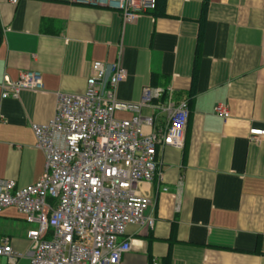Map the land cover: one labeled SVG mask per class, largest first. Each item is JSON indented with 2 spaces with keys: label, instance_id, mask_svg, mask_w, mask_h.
<instances>
[{
  "label": "crops",
  "instance_id": "obj_1",
  "mask_svg": "<svg viewBox=\"0 0 264 264\" xmlns=\"http://www.w3.org/2000/svg\"><path fill=\"white\" fill-rule=\"evenodd\" d=\"M119 61L129 72L121 100L171 83L190 106L184 147L161 153L164 180L137 186L158 221L153 230L130 226L126 263L264 264V0H161L129 22L74 0H0V178L37 183L46 155L33 125L55 117L61 92H84L95 63ZM26 70L43 72L45 90L4 98L5 77ZM219 103L227 119L215 113ZM38 228L16 206L0 214V239L16 251L32 250Z\"/></svg>",
  "mask_w": 264,
  "mask_h": 264
},
{
  "label": "built area",
  "instance_id": "obj_2",
  "mask_svg": "<svg viewBox=\"0 0 264 264\" xmlns=\"http://www.w3.org/2000/svg\"><path fill=\"white\" fill-rule=\"evenodd\" d=\"M74 1L118 10L127 22L159 6V0ZM94 70L84 92H61L55 117L33 125L37 146L46 155L41 179L20 187L16 180L0 178V214L16 206L29 222L39 223L29 233L30 252L16 251L8 236L0 239V258L11 264L22 258L30 264H127L130 226L141 231L157 225L154 201L137 186L162 182L161 153L184 147L189 99H176L170 83L148 85L140 101L126 102L119 97L129 75L122 61L97 62ZM26 90H45L42 71H23L16 81L5 77L4 98L19 99ZM147 108L154 113L144 114ZM119 111L134 115L118 118ZM215 113L227 119L230 110L219 103Z\"/></svg>",
  "mask_w": 264,
  "mask_h": 264
},
{
  "label": "rangeland",
  "instance_id": "obj_3",
  "mask_svg": "<svg viewBox=\"0 0 264 264\" xmlns=\"http://www.w3.org/2000/svg\"><path fill=\"white\" fill-rule=\"evenodd\" d=\"M117 117H118V118H123V117L119 114V112L117 113Z\"/></svg>",
  "mask_w": 264,
  "mask_h": 264
},
{
  "label": "trees",
  "instance_id": "obj_4",
  "mask_svg": "<svg viewBox=\"0 0 264 264\" xmlns=\"http://www.w3.org/2000/svg\"><path fill=\"white\" fill-rule=\"evenodd\" d=\"M160 2H161V0H159V6H158V9H159V7H160ZM158 9H157V10H158ZM157 10H156V11H157Z\"/></svg>",
  "mask_w": 264,
  "mask_h": 264
}]
</instances>
